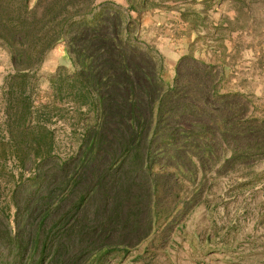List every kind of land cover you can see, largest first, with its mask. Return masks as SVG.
<instances>
[{
    "label": "trees",
    "instance_id": "trees-1",
    "mask_svg": "<svg viewBox=\"0 0 264 264\" xmlns=\"http://www.w3.org/2000/svg\"><path fill=\"white\" fill-rule=\"evenodd\" d=\"M125 2L137 14L160 7ZM94 3L0 0V44L12 70L1 98L0 264H107L142 245L165 252L214 168L264 157V120L246 119L236 97L217 95L207 66L199 64L197 99L179 67L165 87L159 57L125 39L130 22L118 8L92 17ZM60 42L73 71L58 70L48 102L36 101L34 76ZM58 103L81 131L64 158L49 128ZM217 139L233 146L211 166Z\"/></svg>",
    "mask_w": 264,
    "mask_h": 264
},
{
    "label": "rangeland",
    "instance_id": "rangeland-1",
    "mask_svg": "<svg viewBox=\"0 0 264 264\" xmlns=\"http://www.w3.org/2000/svg\"><path fill=\"white\" fill-rule=\"evenodd\" d=\"M149 1L160 7L137 14L129 12L125 0H95L91 16L118 8L123 21L130 22L125 39L159 57L165 87L173 86L179 67L183 81L197 99L202 84L199 64H203L209 71L205 80L216 84L217 95L236 97L246 119L264 120V0ZM58 70L73 71L64 42L46 55L34 76L36 101L48 102L49 81ZM11 73L8 52L0 44V128L2 87ZM207 98L214 106V98ZM57 106L62 112L51 118L49 128L54 135V153L64 158L76 150L81 131L70 109L62 103ZM201 121L214 128L208 116ZM213 146L215 157L207 164L221 165L230 158L233 142L217 139ZM230 162L208 175L204 190L195 200L197 205L189 206L174 227L165 252L158 247L145 251L142 245L124 259L117 256L107 264H264V157L249 158L244 164L238 159ZM157 244L156 238L152 246Z\"/></svg>",
    "mask_w": 264,
    "mask_h": 264
},
{
    "label": "crops",
    "instance_id": "crops-1",
    "mask_svg": "<svg viewBox=\"0 0 264 264\" xmlns=\"http://www.w3.org/2000/svg\"><path fill=\"white\" fill-rule=\"evenodd\" d=\"M100 1H102V0H100ZM107 1H118V2H120V0H107Z\"/></svg>",
    "mask_w": 264,
    "mask_h": 264
}]
</instances>
